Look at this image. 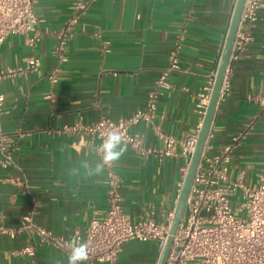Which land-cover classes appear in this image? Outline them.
<instances>
[{"label":"crops","instance_id":"obj_1","mask_svg":"<svg viewBox=\"0 0 264 264\" xmlns=\"http://www.w3.org/2000/svg\"><path fill=\"white\" fill-rule=\"evenodd\" d=\"M74 1L37 0L35 45L26 42L33 32L10 34L0 45V71L23 66L32 56L40 59L37 70L0 78L5 98L0 132L11 141L15 162L0 166V223L14 227L24 211L35 208L36 223L69 239L92 216L104 214L106 191L104 173L83 175L85 164L100 161L90 140L62 132V127L143 109L180 39L179 68L170 73L169 86L158 99L155 121L167 134L186 136L202 121L200 94L215 78L236 2L88 0L68 31ZM63 30L67 35L61 44ZM253 35L243 55L229 64L227 87L204 148L210 154L220 152L253 120L228 164L229 177L243 171L242 181L250 186L256 185L264 161V108L246 97L264 94V0ZM51 72L56 82L50 81ZM132 130L144 134L145 144L161 145L150 127L139 123ZM127 148L114 162L123 177V208L134 220L151 212L156 221H164L177 200L185 159H158ZM24 243L23 234H0V264H67L65 250L34 238L35 252L27 255L18 252ZM159 255L154 240L130 239L120 246L116 264H157Z\"/></svg>","mask_w":264,"mask_h":264},{"label":"built area","instance_id":"obj_2","mask_svg":"<svg viewBox=\"0 0 264 264\" xmlns=\"http://www.w3.org/2000/svg\"><path fill=\"white\" fill-rule=\"evenodd\" d=\"M36 2L37 0H0V45L10 34L28 32L33 34L27 37L26 42L31 46L35 45L38 40L36 27L39 21L34 9ZM87 2L88 0L73 2L75 16L67 24L68 31L86 8ZM260 5L261 0L245 1L230 62L239 59L253 41V30ZM60 34L62 44L67 33L63 30ZM180 47V39H176L169 53L167 65L148 91L143 109L119 118L103 115L92 122L76 120L71 125H64L62 132H77L82 138H88L91 151L100 158L102 153L98 151L99 145L106 132L115 128L121 132L127 146L141 155L153 154L158 159L182 156L185 159L183 168L185 176L201 123L186 136L176 137L165 133L155 121L158 99L169 86L170 73L179 68ZM39 65L40 59L32 56L23 66L0 71V78L16 72L37 70ZM48 77L51 82L57 80L54 72ZM213 82L214 80L205 87L206 93L200 94L198 107L203 116ZM226 87L224 80L221 96ZM246 97L247 100L264 108V94L249 93ZM4 100V95L0 93V115ZM139 123L151 128L161 142L160 146L145 144L144 134L132 130V127ZM252 123L253 120L246 124V130ZM246 130L234 136L218 153L210 154L204 149L165 264H264V161L255 186L242 181L243 171H240L236 178H230L228 175L231 153ZM14 164L12 143L0 132V166L7 168ZM103 182L106 191L104 214L92 216L82 231L75 230L72 233L71 239L64 238L36 223L33 217L35 208L24 211L20 215L19 223L14 227H6L0 223V234L25 235V243L18 252L27 255H33L35 252L32 243L34 238L41 244L51 245L69 254L70 242H87L88 264H116L120 246L130 239L154 240L161 251L170 234L176 202L167 212L164 221H156L151 212H146L134 220L121 203L123 177L116 170L114 163L105 167Z\"/></svg>","mask_w":264,"mask_h":264},{"label":"water","instance_id":"obj_3","mask_svg":"<svg viewBox=\"0 0 264 264\" xmlns=\"http://www.w3.org/2000/svg\"><path fill=\"white\" fill-rule=\"evenodd\" d=\"M246 0H236L233 9L230 25L225 38L223 50L221 53L219 65L215 74L214 82L211 88L209 99L206 105L205 113L201 122L200 130L198 133L197 141L194 151L190 158V162L182 181V185L177 197L174 215L170 225V234L167 241L160 251V255L157 264H165L170 247L173 241V235L176 232L180 221L183 217L186 201L190 193V189L193 183L194 175L199 165L202 153L204 151L208 135L211 128V123L216 111L217 103L221 97L222 86L225 80V75L230 64V54L235 40V36L238 30L241 14Z\"/></svg>","mask_w":264,"mask_h":264},{"label":"clouds","instance_id":"obj_4","mask_svg":"<svg viewBox=\"0 0 264 264\" xmlns=\"http://www.w3.org/2000/svg\"><path fill=\"white\" fill-rule=\"evenodd\" d=\"M127 144L123 135L115 128L106 132L98 151L102 153L100 161L94 166L84 165L83 173L87 178L100 177L105 167L119 161L127 152ZM70 254L67 256V264H84L89 258V245L87 242L69 243Z\"/></svg>","mask_w":264,"mask_h":264}]
</instances>
